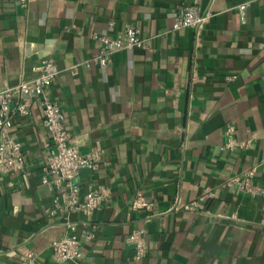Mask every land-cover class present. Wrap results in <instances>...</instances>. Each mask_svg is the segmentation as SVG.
I'll use <instances>...</instances> for the list:
<instances>
[{"label":"crops","instance_id":"1","mask_svg":"<svg viewBox=\"0 0 264 264\" xmlns=\"http://www.w3.org/2000/svg\"><path fill=\"white\" fill-rule=\"evenodd\" d=\"M194 1L214 13L205 28L173 30L177 7ZM129 21L150 47L83 63L101 51L95 35H117ZM45 56L60 68L51 93L81 150L105 148L80 185L109 186L112 205L87 224L71 214L95 235L83 239L86 264H264V197L227 184L251 166L256 181L264 174V0H0V87L34 77ZM32 110L13 129L25 171H0V264H20L30 247L36 264H59L50 243L67 232L44 212L49 133L39 101ZM230 126L248 146L224 148ZM194 201L201 206L185 207ZM135 229L147 240L139 259L128 241Z\"/></svg>","mask_w":264,"mask_h":264},{"label":"built area","instance_id":"2","mask_svg":"<svg viewBox=\"0 0 264 264\" xmlns=\"http://www.w3.org/2000/svg\"><path fill=\"white\" fill-rule=\"evenodd\" d=\"M29 0H20L21 7L28 5ZM246 4L240 5L244 13ZM172 29L180 30L188 27L200 33L214 15L208 9L204 10L198 1L181 4L177 7ZM102 47L98 55L83 62L90 67L93 64L106 66L110 54L119 49L148 48L149 37L142 34L136 22L129 21L117 35H95ZM37 74L32 78H23L13 85L0 87V171L3 173L24 172L27 167L25 151L22 143L13 134L17 120L30 118L32 106L39 101L42 107L43 123L48 130L49 138L45 142L47 150L46 162L43 165L41 183L52 191L51 204L44 208V212L53 217L64 219L67 232L50 243L52 258L59 264H86L83 259V239H92L95 235L90 229L79 231L77 222L71 219L74 212L82 213L84 224L93 217L95 211L113 203L111 188L105 184L90 182L84 193L80 181L84 171H96L104 162L105 148L95 143L86 152L81 150L78 138L68 128L60 103L51 93V85L55 81L60 68L53 56H45L35 66ZM235 73L225 75L227 81H232ZM226 133L229 135L224 148L234 149L246 147L250 140L238 141L233 136V127ZM257 167L251 166L235 173L227 179L229 186L237 187L243 193L251 196L264 197V174L261 181H256ZM206 196L213 197L214 191L208 189ZM147 205V202L142 203ZM137 206V202H135ZM201 206L198 201L186 204L187 208ZM144 229H135L128 241L134 244L135 258L139 259L147 253V240ZM40 253L29 248L23 254L20 264H36Z\"/></svg>","mask_w":264,"mask_h":264}]
</instances>
